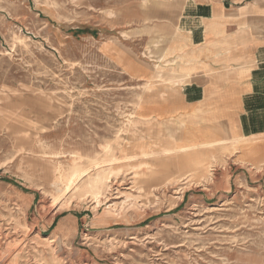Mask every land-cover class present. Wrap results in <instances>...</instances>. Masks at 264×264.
<instances>
[{
    "label": "rangeland",
    "instance_id": "obj_1",
    "mask_svg": "<svg viewBox=\"0 0 264 264\" xmlns=\"http://www.w3.org/2000/svg\"><path fill=\"white\" fill-rule=\"evenodd\" d=\"M186 2L0 0V264H264V137L208 144L246 124L229 106L245 96L228 87L240 42L190 59L216 68L221 114L187 121L208 134L169 123L186 109L153 111L182 83L158 82L144 54L178 38ZM83 171L86 194L53 206L60 176Z\"/></svg>",
    "mask_w": 264,
    "mask_h": 264
},
{
    "label": "crops",
    "instance_id": "obj_2",
    "mask_svg": "<svg viewBox=\"0 0 264 264\" xmlns=\"http://www.w3.org/2000/svg\"><path fill=\"white\" fill-rule=\"evenodd\" d=\"M260 2V0H187L180 32L175 40L180 41L181 48H174V41L161 56L155 57L150 50L145 51L144 54L154 62L153 72L158 82H163L173 90L182 83L179 96L174 99L166 96L159 106L153 108L154 112L164 113L172 108L186 109L187 111L180 110L178 116L176 115L175 119L169 123L174 125L179 120L182 133L187 134L191 131L197 136L208 134L209 127L204 130L200 125L190 127L187 121L189 120L188 114H192L194 110L199 119L197 109L203 106H208V108L217 106L212 114L213 116L221 114V97L216 99L209 97L210 91L215 90L219 81L217 79L214 81L205 74L214 72L216 68L213 62L205 63L206 61L203 64L204 68L195 67L191 64L193 60L190 61V59L199 58L201 54L200 57L203 60L208 51L213 52L214 49L202 48V45L207 42L229 39L240 42L236 46L239 53L233 58L229 56L228 58H231L229 62L232 60L235 62L236 58H239L246 68L241 82L237 79H228L229 83H233L228 86L229 89L242 88L245 95L242 100L239 98L238 102L229 100L231 103L229 106H233L230 111L235 110L236 105L242 106L240 107L241 120H244L246 124L243 128L237 126L238 131L228 130L230 140L211 141L208 144H218L222 148L231 140L234 144H238L243 140L264 137V6L260 5ZM237 25H245L246 32L232 33ZM122 36L127 38L128 34L122 32ZM110 43H106L108 49ZM173 56L179 61L178 65L170 64L169 60ZM216 159L220 160L219 157Z\"/></svg>",
    "mask_w": 264,
    "mask_h": 264
},
{
    "label": "bare ground",
    "instance_id": "obj_3",
    "mask_svg": "<svg viewBox=\"0 0 264 264\" xmlns=\"http://www.w3.org/2000/svg\"><path fill=\"white\" fill-rule=\"evenodd\" d=\"M198 145H199L198 141H191V143L189 145L179 146L178 148H176L174 150H168L167 149V150H164L161 154L163 156H169V155H172L173 153L177 152L178 150H186V149H189V148H196V147H198ZM103 150H104L105 153H109V149H107V147H104ZM146 155H147V157H152V158L156 156L155 154H153V155H155V156H153L152 153H148V152L146 153ZM113 159H112V161H118V159H115V158H113ZM98 165L99 164L94 165L92 167V169L93 170H96L97 167H98ZM88 174H89L88 172L83 171V172H80L78 174H73V175H71L69 177H66L65 174H63L62 176H60V178H59V185L54 186L55 187V190H57V192H56V194L51 195V199H52V202H53V206H58L61 202H62L61 205L68 204L70 202V199L72 198V196H74V195L83 196V194H86L87 189H85V187H82V185L79 186V183ZM190 176H193V175H190ZM67 194H69L67 196V198L66 199H63L62 196L63 195H67Z\"/></svg>",
    "mask_w": 264,
    "mask_h": 264
}]
</instances>
